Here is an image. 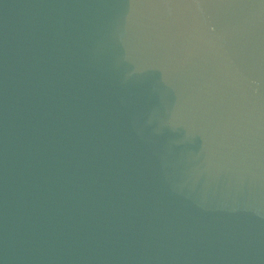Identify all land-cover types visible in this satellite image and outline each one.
<instances>
[{
	"label": "clouds",
	"instance_id": "clouds-1",
	"mask_svg": "<svg viewBox=\"0 0 264 264\" xmlns=\"http://www.w3.org/2000/svg\"><path fill=\"white\" fill-rule=\"evenodd\" d=\"M0 264H264V0H0Z\"/></svg>",
	"mask_w": 264,
	"mask_h": 264
}]
</instances>
